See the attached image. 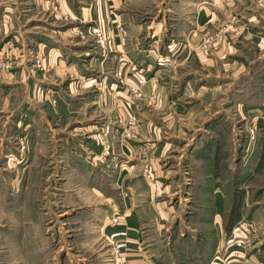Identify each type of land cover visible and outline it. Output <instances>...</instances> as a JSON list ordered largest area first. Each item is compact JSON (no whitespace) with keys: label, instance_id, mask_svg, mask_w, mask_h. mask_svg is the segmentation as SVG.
Segmentation results:
<instances>
[{"label":"rangeland","instance_id":"obj_1","mask_svg":"<svg viewBox=\"0 0 264 264\" xmlns=\"http://www.w3.org/2000/svg\"><path fill=\"white\" fill-rule=\"evenodd\" d=\"M112 1L73 0L77 18L63 17L69 51L94 57L95 82L63 69L43 78L49 50L0 40L9 64L0 81L9 84L24 53L68 97L60 106L46 92L50 103L37 104L52 113L46 124L14 117L10 98L25 99L23 88L0 87V264H128V253L234 264L233 233L252 240L236 264H264V0ZM112 25L146 57L118 63ZM149 83L164 97L145 94Z\"/></svg>","mask_w":264,"mask_h":264},{"label":"crops","instance_id":"obj_2","mask_svg":"<svg viewBox=\"0 0 264 264\" xmlns=\"http://www.w3.org/2000/svg\"><path fill=\"white\" fill-rule=\"evenodd\" d=\"M112 2L115 4L116 1L113 0ZM73 3V0H0V40L10 36L14 40H22L20 43L22 45L23 42H26L25 40H27L29 42L42 44L45 49L49 50V56L44 60V62H46L49 66H47L49 70L47 72L48 76L45 74L41 76L43 78H50V70L53 69L54 74H59L60 78H63V70H74L76 71L77 75L82 74V80L85 81V83L87 81L88 83L95 82V80L92 78L94 75L90 74L88 71L89 68L93 69V64H96L93 62L94 57H86L83 60V54L88 55L89 51L83 50L82 46H73V50H71L72 52L68 49H71V46L68 45L67 41L69 36H71V33H69V31L64 28L66 21H64L63 17L66 15L70 20H73L74 17L77 18L75 16L76 13L73 12ZM82 9L86 10L88 15L89 12H91L89 8ZM84 14L85 13L82 10V14H80V16L84 18ZM78 19L81 20L80 17H78ZM25 25L27 26L25 27ZM111 27L113 29L115 38L114 40L117 44L116 51L119 52L118 63L121 57L124 59L146 57V48L135 45L134 49L132 50L130 36L127 35V38L125 37L126 42L123 43L121 42V34L117 31L114 25ZM154 34H156V32ZM102 62L103 60L99 59V62L97 63L98 66H101ZM109 63L113 65L114 60L113 62ZM17 66L18 67H16V69L18 72L16 71V73L12 75V78L8 77V80L10 81L8 85L3 83V81H0V87L3 90L6 87L10 89L11 86L9 87V85H12L13 88H23L25 99H18L16 96H12L10 98L15 102L16 106L13 109L12 114L14 113V117H18L20 113L26 111V114L43 118L44 122L49 124L47 119L48 117L52 118V113H45L42 109L37 107V104H39V101L41 100L50 103L47 98L48 95L46 94L48 91L51 92V96H53L56 101L58 100V102H61L60 106H62V101L68 98L67 95H65V92L61 91V89L57 87L58 83L54 84V82H51L50 79L45 80L47 83L45 81H41L40 76L35 75L37 71L32 70L34 67L30 62L26 63L25 61H21L17 63ZM25 73H28L26 75L27 79H21L20 76L16 77L17 75H24ZM84 78H87V80ZM39 85L43 86V89L46 91L39 93L36 92V88L39 87ZM153 89L161 96V98L164 97V88L160 83L147 84L144 88V92L145 94H148ZM107 93L109 96L111 95V92ZM108 95H106V93H101L97 98L107 102L109 100ZM0 99H2V95H0ZM127 224L128 223L126 222V225ZM129 224L134 226L132 223ZM136 237L137 234L135 232L134 236H132V239L130 238V241H133V239ZM131 250L133 249L131 248ZM135 255L137 254L128 253V264H154L153 260L149 257H135ZM175 258L180 260L179 257ZM191 258L192 257H185V261H187L188 264L189 261L192 262L191 264H207L212 259V257H194L193 260H191Z\"/></svg>","mask_w":264,"mask_h":264},{"label":"built area","instance_id":"obj_3","mask_svg":"<svg viewBox=\"0 0 264 264\" xmlns=\"http://www.w3.org/2000/svg\"><path fill=\"white\" fill-rule=\"evenodd\" d=\"M117 31L120 33V34H124L125 31L124 29L121 27V25H118L117 26ZM95 37H96V42L100 45L101 48L103 49H106L108 47H110V41L108 39L109 37V34H107L103 29H100V28H97L95 30V33H94ZM31 56L30 55H26L24 53H22L20 56H19V62L21 61H26V60H30ZM33 63H36L37 66L41 67L42 66V62L40 61L39 58H36L34 57L33 59H31ZM0 69H6L8 70L9 69V64H4L2 62V58L0 57ZM133 69H135V67H133ZM115 75L121 79V76H122V67H119V69L116 71ZM141 84L143 82H140ZM102 85V83L100 84ZM138 87L132 89V93L134 95H140V90L139 88L137 89ZM227 243L229 245V247H231V253H230V256L229 258H233L232 259V262L234 264L238 263L237 262V258H240L241 256V251L242 250H245L246 248L250 247L251 246V243H252V240L249 236H244V237H240L239 235L233 233L232 236H230L229 239H227ZM250 264V263H249Z\"/></svg>","mask_w":264,"mask_h":264}]
</instances>
